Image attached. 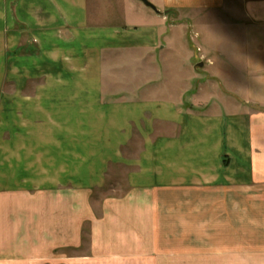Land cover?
Here are the masks:
<instances>
[{
    "label": "crops",
    "instance_id": "0c3cea01",
    "mask_svg": "<svg viewBox=\"0 0 264 264\" xmlns=\"http://www.w3.org/2000/svg\"><path fill=\"white\" fill-rule=\"evenodd\" d=\"M135 1L118 0L124 22L115 46L136 41L138 46L145 37L154 41L159 36L150 24L153 10ZM149 1L160 10L225 7V0ZM91 4L102 7L104 2L24 0L16 10L41 38V58L55 61L51 68L62 71L65 62L103 56L112 46V30L104 20L91 24ZM245 13L264 23V0L247 4ZM131 24L135 40L129 35ZM60 33L71 39L62 42ZM153 121L149 124L160 123ZM163 121L169 126L167 138L141 134L143 147L136 157L125 160L118 150L105 155L106 163L132 170L127 191L101 199L98 213L91 188L99 183L81 182L78 143L72 153L64 152L77 175L60 185L49 184L47 176L39 181L28 176L23 188L1 191L0 264H264V110L227 119L232 127L226 133L223 118L189 112ZM234 124L243 125L244 142ZM103 164L98 160L90 169L101 172ZM85 225L89 243L81 254Z\"/></svg>",
    "mask_w": 264,
    "mask_h": 264
},
{
    "label": "rangeland",
    "instance_id": "374dc122",
    "mask_svg": "<svg viewBox=\"0 0 264 264\" xmlns=\"http://www.w3.org/2000/svg\"><path fill=\"white\" fill-rule=\"evenodd\" d=\"M262 1L225 0L224 8L197 12L157 8L150 24L159 36L121 48L115 46L124 22L118 0H100L102 7L89 5V20L92 25L104 20L112 30V46L103 56L73 59L58 71L51 68L55 61L41 58V38L16 12L24 0H0V192L23 188L28 176L37 181L47 176L49 184L60 185L77 175L64 152L72 153L78 143L81 182L99 183L91 188L98 213L101 199L127 191L132 170L106 163L105 155L118 150L125 160L136 157L143 147L141 134L167 138L163 120L171 116L191 112L223 118L226 133L232 127L227 119L263 111L264 23L245 13L247 4ZM57 39L71 36L60 33ZM152 120L160 123L151 125ZM237 127L244 142L243 125ZM98 160L103 169L95 173L90 168ZM88 234L85 225L81 254Z\"/></svg>",
    "mask_w": 264,
    "mask_h": 264
},
{
    "label": "water",
    "instance_id": "95a60500",
    "mask_svg": "<svg viewBox=\"0 0 264 264\" xmlns=\"http://www.w3.org/2000/svg\"><path fill=\"white\" fill-rule=\"evenodd\" d=\"M138 1H141L145 6L151 8L154 12H159L157 7L149 0H138Z\"/></svg>",
    "mask_w": 264,
    "mask_h": 264
}]
</instances>
